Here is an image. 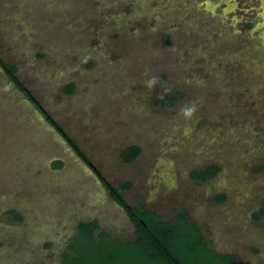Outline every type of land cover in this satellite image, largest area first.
Returning <instances> with one entry per match:
<instances>
[{
  "label": "rangeland",
  "instance_id": "rangeland-1",
  "mask_svg": "<svg viewBox=\"0 0 264 264\" xmlns=\"http://www.w3.org/2000/svg\"><path fill=\"white\" fill-rule=\"evenodd\" d=\"M0 56L129 205L264 264V0H0ZM91 221L134 237L0 68V264H62Z\"/></svg>",
  "mask_w": 264,
  "mask_h": 264
},
{
  "label": "trees",
  "instance_id": "trees-1",
  "mask_svg": "<svg viewBox=\"0 0 264 264\" xmlns=\"http://www.w3.org/2000/svg\"><path fill=\"white\" fill-rule=\"evenodd\" d=\"M0 68L8 76L14 87L20 91L43 115L49 125L61 136L73 153L95 174L109 193L111 199L120 206L134 227L131 240L112 238L106 232H99L96 221L80 223L78 234L69 246L70 253L64 255L62 264H236L231 254L220 255L210 249L204 241L197 224L184 213H177L174 222L163 221L150 210L135 208L126 201L121 190L107 181L103 173L92 163L89 156L63 127L43 107L18 75L15 64L0 56ZM73 85H68L64 93L70 94ZM176 97H167L161 103L170 105ZM138 146L124 149L120 155L124 163L132 162L139 154ZM58 167L60 163H56ZM216 167H208L193 174L199 180H207L217 173Z\"/></svg>",
  "mask_w": 264,
  "mask_h": 264
}]
</instances>
